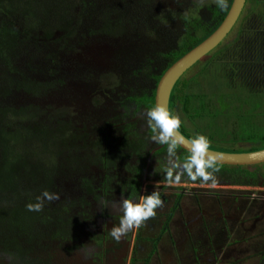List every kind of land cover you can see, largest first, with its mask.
Returning a JSON list of instances; mask_svg holds the SVG:
<instances>
[{"label": "rangeland", "instance_id": "obj_1", "mask_svg": "<svg viewBox=\"0 0 264 264\" xmlns=\"http://www.w3.org/2000/svg\"><path fill=\"white\" fill-rule=\"evenodd\" d=\"M99 1H90L96 2V10L81 4L74 13L73 24L64 32L51 36L26 34L24 49L10 59L11 65L0 64V111H7L8 125L4 128L9 136L8 159L0 152V168L4 166V177L22 189V201L36 198L46 187L59 193L60 199L52 205L57 204L68 223L60 230L44 222L35 224L32 230L38 229L39 234L34 241L19 240L23 249L29 248L25 260L41 264H264V163L254 169L236 166L229 169L239 171L216 174L218 183L214 187L210 182L185 181L184 175L177 181L178 170L173 171L169 180L165 171L167 159L155 170L151 168L158 143L140 139L143 124L132 131V124L142 117L128 112L130 131L141 141L138 155L132 157L134 162L142 161L139 200L141 195L157 190L164 207L157 209V215L139 229L116 241L110 229L118 224L108 216L122 213L118 203L115 208L109 205L129 197L126 189L107 197L104 189L120 182L114 179L109 183L107 176L119 178L121 165L115 163L113 156L99 151L83 153L82 147L73 141L58 151L53 147L49 136L64 127L81 130L95 142L108 131L116 137L117 128L124 121L123 107L129 105L125 103L127 94L143 90L151 93L154 83H146L145 71L160 73L159 66L163 70L165 62L158 55L174 50L184 39V28L172 26L171 21L174 12L182 10L177 6L179 0H133L124 7L116 6L114 0ZM194 1L197 21L207 23L208 12L218 5L217 0ZM250 1L245 0L235 26L203 69L214 83L206 84L211 90L204 97L200 116L193 122L188 118L181 121L189 132L208 137L210 147L218 152H245L256 146L258 136H264V121L258 117L262 111L250 112L254 102L264 106V0ZM189 7L190 0L186 9ZM147 10L157 14L150 16ZM86 11L88 15L84 17ZM80 13L84 18L81 22ZM109 15H113L112 22L116 18L118 24L124 22L131 27V23L134 29L121 38L101 37L97 29L102 26L101 18ZM200 69L195 64L176 83L179 87L174 89L178 90L173 89L179 98L186 96V81L190 104L194 106L200 99L197 87L207 79ZM49 70L55 75L54 82L45 84L43 81L52 77ZM60 80L65 81L66 88L60 90L63 96L53 97ZM225 83L235 91L228 94L232 98L223 94L213 96L216 87L219 90ZM222 99L227 107L217 114ZM177 101L171 112L181 117L182 100ZM236 108L237 114L245 115L243 124L235 118V122L230 121ZM57 165L65 174L54 181L49 173ZM73 174L87 176L90 185L97 189L103 182L102 190L85 197L82 183ZM233 206L231 214L235 216L228 217V222L222 221V214L233 210ZM0 219V237H10L6 219L1 214ZM90 233L97 234V238ZM99 244L102 246L98 247ZM0 264L20 262L0 253Z\"/></svg>", "mask_w": 264, "mask_h": 264}, {"label": "trees", "instance_id": "obj_2", "mask_svg": "<svg viewBox=\"0 0 264 264\" xmlns=\"http://www.w3.org/2000/svg\"><path fill=\"white\" fill-rule=\"evenodd\" d=\"M90 1L91 0H0V64H3L5 66L11 65L12 62L10 59L13 60V58L16 56V53H14V47H15L14 44L23 48L24 36L26 34L30 33L31 35V33L37 32V33H47L50 36L57 35V33L64 32L65 28L73 24L72 18H75L74 13L78 9V7H80L81 4H83L84 6L87 5L88 9L96 10L97 7L96 2L91 3ZM97 1L100 3L99 0ZM132 1L133 0H114V4L116 6L121 5V7H124L125 5L130 4ZM231 1L232 0H226V6L223 9H221L218 5L211 8L210 11L208 12L210 13V19L207 21V23H201L197 21V19H195V23L189 24L187 22L189 19L187 16H181L180 11L178 10L174 12V16L171 17L172 26L176 25V27L178 28H180L181 26L180 29L184 28L185 35L183 42L180 46L176 47L172 51H169L167 54L161 53L158 55V58L162 59L165 62L163 70H161L159 66L160 73L158 74L153 73L149 69L145 71L144 76H146L147 79L146 83H148L149 85L154 83V89L152 90L151 93L146 94L147 90H143V92L141 93L132 94L131 92L129 95L127 94L125 103L126 105L128 104L129 105L127 108L125 106L123 107V109L125 110L124 121L120 123L119 127L117 128L119 131L116 137H113L110 131L106 133L105 135L106 149H103L101 145V141L96 140L95 142L93 140H90L88 136L83 134L81 130H77L76 128H71V127L70 130H67L66 127H64L62 131L58 132L55 135L49 136V138L53 140V147L58 151L59 149L66 147L69 141H73L75 142V144H78L80 147H82L81 150L83 153L99 151L103 154L113 156L114 158H116L115 163L121 165L120 169L122 170V174L118 176L119 178L113 175L107 176L108 182L110 183L114 179L120 180V182L114 188L116 189L114 193H117L120 190L124 191V189H126L127 196L129 197L128 199L138 202L139 187H140L138 183L140 182L138 175L141 172L142 161L138 160V162H134L132 157H136L138 155V151H139L138 147L141 146V141L137 136H133L131 132L134 131V129L137 126L143 124L145 128L142 134L140 135V139L151 140V137L154 135V132L148 126L146 112L154 107V95H155V87L157 83L159 82L164 72H166L174 63H176L179 59H181L192 49L200 45L205 39L210 37L216 31L222 19L225 17L230 7ZM248 3L252 5L251 1ZM12 6L15 7L13 11L10 10ZM143 8L145 9V7ZM87 11L85 12L84 17L88 15ZM82 14L81 13L79 14L80 22L84 20ZM156 14L157 12H152L150 13V16ZM112 16L110 17L109 15L106 18H101L102 26L98 27L97 29V31H100L99 33L101 37L121 38L120 36H125L126 34H128V32L131 31V28L134 29V26L131 23H128L131 27H129L127 23L124 22L118 24L116 18L114 19V22H112ZM62 19H65V21L60 25ZM123 20H125V18H123ZM125 21L127 22V20ZM161 23L165 24V21L161 20ZM156 43L157 42L153 44ZM222 44H220L214 52L218 51V49L221 47ZM211 54H209L208 56H206L204 59H202L200 62L197 63V65L201 67L199 71H201L205 75L203 76L204 78H207L206 79L207 81L206 80L203 81L202 86H200L199 88L197 87L198 94L200 95L199 102L196 105L197 109L196 106L190 104L191 99L189 100L190 96L188 94L189 87H187L186 81L183 82V84L186 86L184 90L188 88V93L186 94V96H182L181 98H179L178 97L179 93L177 94L172 93L170 96L169 99L170 112L171 109L175 106V104L178 103L177 100H182L181 102H179V104L181 105L180 109L182 110L181 112L182 116L180 117L181 121L184 120L185 118L190 119L191 122H193L192 119L197 120L198 117L200 116L201 108L205 106L203 104L204 97L206 96V94H208L207 92L211 90V88L208 87V85L206 84L211 82L214 83V80L212 78H209V76L203 71L204 67H206V65H208L209 63ZM199 76L200 74H198L195 77V79ZM10 83L12 85H15L12 82ZM178 87H179V83L175 85V88ZM174 90H178V89H174ZM230 92H235V91L234 90L232 91L231 87L227 88L225 83V86L219 87V90L216 87L214 95L212 93L211 95L217 96L218 98V95L223 94L222 96L225 95V97L229 99L232 98L231 95H228L230 94ZM226 107L227 105L224 103L222 99V105L218 108L217 114L218 112L225 110ZM250 107H251L250 112L262 111L261 114L264 115V106H262V104L260 103L258 104L254 102L252 105H250ZM237 111L238 110L236 108L235 113L232 112L233 115L230 118V121L235 122V120H237V123L243 124L245 122L244 119L245 115L237 114ZM6 112H7L6 110L0 111V152L4 155L5 160L8 159L7 155L9 154V151L7 149L9 136L4 128L7 127L8 125V123L6 122V119L8 118V114ZM128 112L132 113L133 115L138 113L137 115L142 116V118L139 120L138 123L132 124L134 126L132 131H130V127H132V125L127 123L126 121ZM262 115H258L261 122L264 121V116ZM233 118H235V120H233ZM107 123H108L107 126H110V122ZM67 133L69 134L67 135ZM179 133L189 142L192 139H194L195 136L197 135V134H193L192 132H189L186 129V127L182 125V123L179 129ZM258 137H259V141L255 147L241 153L242 154L253 153L264 150V136L261 135ZM12 139H14V137ZM158 148L160 149L153 154V162L151 164V168L153 170L158 168L159 164H164L165 160L168 158V146L166 144H158ZM208 150L217 151L215 149H212L211 147H209ZM224 151L225 150H221L219 152L223 154L240 153V152H232V151L224 152ZM177 154L181 162H183L190 155L182 151L180 148H177ZM101 161L102 164L104 165L105 160L102 159ZM122 163L127 164L129 168L123 166ZM255 166L257 165L245 166V167H247L248 169H254ZM216 167L219 168V172L216 173L217 176H221V174L224 173L235 172L237 170V169H229L231 167H236V166H224V165L216 164ZM238 167L241 168V166ZM4 168H5L4 166L0 168V203H1L0 214L3 217V219H6V227L9 229L10 237L9 236L0 237V253L7 258L14 257L18 262H20V264H41L37 260H32V259L25 260L26 256L29 253L28 251L29 248L25 247L26 249H23L21 247L23 246V244H21L20 242L34 241L33 239L39 234L38 233L39 231L38 229L36 230H32V229H34L37 225H39L38 223H43V222L47 223L54 230H60L66 228L67 227L66 225L68 224L67 217L66 219L62 217L61 215L62 212L57 207V204L52 205V202L49 203L47 201H45L46 205L44 206L43 211L41 212L28 211L26 205L30 203L33 204L36 203L37 202L36 198L27 199V201H22L24 195L22 194L21 191L22 189L20 190L19 188H17V186H15L12 183V179L4 177L6 175V172L3 171ZM51 171L52 172H50L49 175H51L50 177L54 181L55 179L61 180V178L65 174L64 170L60 168V165L52 167ZM112 172L115 173V171ZM71 176L76 177L75 180H78V182L82 183L85 197L88 195H95L94 193L98 194L99 191L102 190L103 182L101 183V186H99L97 189L96 186L90 185L91 182H89V179L87 177L84 178L83 175H75V174ZM184 177H185V181L190 180L187 178L186 175H184ZM194 182L199 184L202 183V181H200L199 179ZM84 183H86L87 186L84 185ZM45 190L51 192L49 187H46V189H44L43 191ZM104 192L108 194L109 189L105 187ZM151 192L147 193L146 195L150 194ZM49 207L50 210H48ZM65 213L66 210L64 214ZM108 217L110 221L114 220L116 224H119V220L121 216L117 217L118 219L116 220H115L116 215L114 214H110ZM38 218L42 220L37 221L39 220ZM0 221H2V219H0ZM72 224L74 226V223L70 222V226H72ZM75 231L79 232V230H75ZM55 233L56 235H58V232ZM90 234L93 238L94 237L97 238V236H94L97 234L94 233H90ZM106 235H109V233H105V236ZM101 246H102L101 244L98 245V247Z\"/></svg>", "mask_w": 264, "mask_h": 264}, {"label": "clouds", "instance_id": "obj_3", "mask_svg": "<svg viewBox=\"0 0 264 264\" xmlns=\"http://www.w3.org/2000/svg\"><path fill=\"white\" fill-rule=\"evenodd\" d=\"M217 3L221 9L226 6V0H217ZM194 4L197 5V2ZM196 9L197 8H192V11L195 13ZM180 12L186 13L183 10ZM234 26L235 24L233 27ZM230 31L227 35H229ZM90 89L91 87L88 88V90ZM172 93L173 90L171 94ZM146 117L148 126L154 132L151 140L155 143L166 144L168 146L167 167L165 171L169 180L173 178V171L178 170L179 174L175 177L177 181L180 179V176L186 175L191 181L199 179L204 183L210 182V186L212 187L216 186L218 183L216 173L219 172V168L216 167L218 161L215 159L214 154L208 151L210 147V140L208 137L197 134L195 138L190 141V155L183 162H181L177 154V148L180 147L178 142V134L181 126L179 114L170 112L169 106L167 110L164 106L157 104L155 107L146 112ZM59 199V193H53L45 190L40 196L36 197V203H30L26 205V207L30 212H41L44 210L45 201L51 203ZM117 203L122 215L120 217L119 224L114 225L110 229V235L116 241H120L129 231L139 229L146 221L157 215V209H162L164 207V201L161 199V193L157 190H154L148 195H141L139 202L122 198L119 202L112 201L109 206L115 208L117 207Z\"/></svg>", "mask_w": 264, "mask_h": 264}, {"label": "water", "instance_id": "obj_4", "mask_svg": "<svg viewBox=\"0 0 264 264\" xmlns=\"http://www.w3.org/2000/svg\"><path fill=\"white\" fill-rule=\"evenodd\" d=\"M245 0H232L226 16L222 19L216 31L202 44L184 55L176 63H174L160 78L154 97V107L159 104L168 110L169 98L172 90L180 78L190 70L195 64L213 52L222 42L230 29L237 21ZM178 142L182 151L190 154V142L180 133L178 134ZM214 154L217 164L224 166H254L264 163V150L253 153L240 154H223L216 151H210Z\"/></svg>", "mask_w": 264, "mask_h": 264}, {"label": "flooded vegetation", "instance_id": "obj_5", "mask_svg": "<svg viewBox=\"0 0 264 264\" xmlns=\"http://www.w3.org/2000/svg\"><path fill=\"white\" fill-rule=\"evenodd\" d=\"M188 1L189 0H179V1H177V6L180 8V9H182L183 11H185L186 13H184V12H180V15L181 16H187L189 19H188V23L189 24H193V23H195V19H197L196 18V14L192 11V8H197V6L194 4V3H196V1H194L193 3H192V1L193 0H190V7L188 8V9H186V5H187V3H188ZM186 9V10H185ZM191 13H193V14H191ZM180 28H181V26H180ZM14 53H19V52H22L23 51V49L24 48H21V47H19L18 45H15L14 44ZM35 71H37L36 69H34ZM49 72H50V70H49ZM50 74H51V80H45V81H43V83H45V84H51L52 82H54V74L52 73V72H50ZM64 82V83H63ZM59 83H60V85H59ZM58 85H59V87L57 88V90H56V94L55 95H53V97H58V98H62V96H63V94H61L60 93V90H62V89H64V88H66L65 87V81L63 80H60L59 82H58ZM88 88H90V86H88ZM55 89V88H54ZM54 91V90H53ZM68 93H71V92H68ZM140 117H142V116H140ZM144 117V116H143ZM105 135H106V133L100 138V139H96V140H98V141H101V145H102V147H103V149H106V141H105ZM160 148H157V150H159ZM157 150H155L154 151V153L157 151ZM109 176H111V175H109ZM85 177H87V176H85ZM107 188L109 189V193L108 194H106L107 195V197H108V195L110 194V193H114L115 192V190L116 189H114L115 188V186L114 185H112V184H108L107 185ZM101 191V190H100ZM152 191H154V190H152ZM151 192V191H150ZM100 198H101V196L99 197V200H100ZM233 210H231V209H229V211H225L223 214H222V216L223 217H221L222 218V221H224V222H228V217L229 218H231V217H234L235 215L234 214H231V212H234V206H233V208H232ZM119 214H116V218H115V220L116 219H118L117 217H120L122 214H120L119 216H118ZM108 219H109V217H108Z\"/></svg>", "mask_w": 264, "mask_h": 264}]
</instances>
